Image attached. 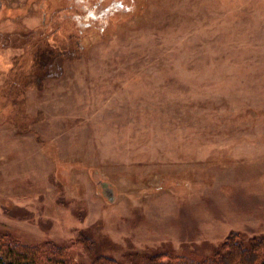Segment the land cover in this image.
<instances>
[{
  "label": "rangeland",
  "instance_id": "1",
  "mask_svg": "<svg viewBox=\"0 0 264 264\" xmlns=\"http://www.w3.org/2000/svg\"><path fill=\"white\" fill-rule=\"evenodd\" d=\"M1 238L69 264L249 261L264 0H0Z\"/></svg>",
  "mask_w": 264,
  "mask_h": 264
},
{
  "label": "trees",
  "instance_id": "2",
  "mask_svg": "<svg viewBox=\"0 0 264 264\" xmlns=\"http://www.w3.org/2000/svg\"><path fill=\"white\" fill-rule=\"evenodd\" d=\"M254 248L257 252H262L264 250V239H261L257 242L251 243L247 247V251L250 248ZM251 250L252 256L249 257V261L244 258H239V262L241 264H264V254L261 256L256 255L257 253ZM49 252V254H47ZM232 253V249L230 250ZM229 253L228 255H230ZM233 253L242 254L244 256L246 251L244 252L242 248H235ZM165 256V255H164ZM59 257V261H52L50 258ZM169 261L167 263L161 264H182L179 262L178 258H172L170 256H165ZM162 258V257H161ZM68 258L61 253V250L55 247H49L43 249L40 246L27 247L22 245L16 241L9 240L5 238H1L0 241V264H53L56 262L58 264H69ZM226 258L220 259L225 260ZM213 261V259H209V262ZM226 261V260H225ZM93 264H118L112 260L101 259L100 262H95ZM150 264H156V262H151ZM200 264H206L204 261ZM223 264V263H221Z\"/></svg>",
  "mask_w": 264,
  "mask_h": 264
}]
</instances>
